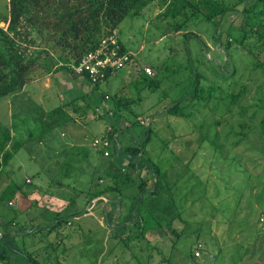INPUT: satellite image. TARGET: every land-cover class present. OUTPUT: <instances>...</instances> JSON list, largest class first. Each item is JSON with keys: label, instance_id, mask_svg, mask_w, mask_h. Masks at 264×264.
<instances>
[{"label": "rangeland", "instance_id": "obj_1", "mask_svg": "<svg viewBox=\"0 0 264 264\" xmlns=\"http://www.w3.org/2000/svg\"><path fill=\"white\" fill-rule=\"evenodd\" d=\"M189 1L199 4L205 13H217L223 7L222 0ZM224 1L226 4L243 1L245 5L242 6L251 12L246 17H238V12H229L222 17L217 15L214 22L198 13L187 20L181 12L184 0H140L117 29L119 40L132 54L131 62L112 76L123 78H117L109 86L102 82L93 92L91 86L81 82L80 78L60 69L65 61L56 55L57 48L47 42L54 38L51 29L42 33L37 27H30L28 31L19 34L20 41H26V44L31 42L26 53L30 55L28 61L33 64L30 67L33 77L28 78V83L19 92L0 98V124L10 129L13 140L22 143L5 171L21 186L30 200L27 203L16 196L7 202L8 208L15 210L22 205H31L26 212L17 216L19 227L27 230L35 226L51 228L60 217L68 218L72 225L62 224L50 234L38 232L25 235L23 239L19 236L17 243L23 241L29 252H33V255L37 252L39 259L46 258L43 250L49 247L47 244L53 245L55 254L50 255L52 264H191L197 234L214 254L217 253L218 245L213 236L223 232V229L216 228L217 223L222 225L234 216L239 219L246 210H250L251 217H258L259 210L264 206V203H257L262 193V185L258 184L261 179L257 176L251 182L253 196L248 201L249 206L246 199L237 204L240 193L238 180L234 179L232 172L227 173V164L219 165L222 159L217 158L220 153L231 158L234 149L224 146L217 149V152L205 140L206 135L213 139L212 130H209L210 136L206 132L210 129L207 126L213 125L211 129L219 131L218 144L223 143L221 137L228 130L222 126L227 119V116L222 119V104L227 103L229 94H237L239 88H232L241 80L242 73L248 72L246 68L252 60L247 54L238 51L237 44L227 47L226 28L230 23L237 27L242 26V23L253 22L257 25L258 20L264 17L261 15L264 12V0ZM8 2L0 0V14L7 12ZM37 6L32 7L31 14L45 7L40 4ZM242 6L238 9H242ZM172 9L173 15L165 17L164 13ZM189 11L186 10L187 16ZM41 21L42 17L36 18V24ZM178 24L181 25L179 30H174ZM0 26L6 29L1 20ZM256 30L252 29L253 32ZM9 34L12 35L11 32ZM229 35L234 38L237 31L231 29ZM256 38L250 37L247 43L258 46ZM259 61L264 62V52ZM145 67L152 69L153 74L149 77L159 81V87L155 90L143 88L142 78L139 79ZM234 68H237L236 73L232 75ZM192 70L201 77V90L200 99L193 98L195 101L190 103ZM244 84L248 87L246 103L256 102L253 96L255 88L264 85V70H255L252 78L244 81ZM210 86L216 89L207 99ZM77 89L87 96L90 109L86 115H71L72 120L69 121L50 117L49 114L56 107L76 97ZM114 97L136 102L130 111L122 107L119 110V107L114 106ZM176 100H183L179 106L184 108L185 113H191V120L165 113L164 110ZM214 101H217V105H214ZM119 103L125 102L122 100ZM116 113L120 116L118 120ZM61 121L62 124L58 126ZM217 121H221V124L215 125ZM200 124L205 126L200 129ZM42 132L45 133L41 135ZM112 132H116V141L122 148L146 145L143 149L144 157L159 168L158 178L164 188H170L175 180L177 184L175 165L182 162L187 166L185 179L173 188L174 193H177L174 205L169 202V197H156L147 213L142 210L149 203L145 194L144 203L140 207L143 212H138L139 216L137 207H130L132 213L128 215L126 225L140 221L141 228H117L122 212H119L115 220L110 219V225H107L102 213L104 198L93 196L94 189L101 191L111 183L106 177L109 164L113 163L110 172L125 169L128 174L134 173V170L125 166L127 158L118 165L116 161L119 157L116 154V159L111 162L109 156L102 157L99 147H93L95 138L109 137ZM200 132L204 133L202 137ZM200 140L203 142L200 143ZM112 146L115 144L111 143ZM249 149L247 145L241 147L239 154L243 155L239 157L240 160L246 161L252 157L243 153ZM175 155L180 158L177 159ZM144 162V158L139 159L137 165ZM256 170L260 173L261 168ZM142 171L139 179L146 181L147 187L152 189L155 183L152 172L146 167ZM95 183H98V188L94 187ZM135 188L120 189V192L122 196L131 198L135 195ZM247 193L244 197H248ZM105 194L118 196L115 191ZM120 200L124 203L120 206L121 211L126 210L125 203H129L130 199L127 201L116 197V201ZM118 208L114 206L113 213ZM11 214L12 210L3 211L0 207L1 216L11 219ZM176 214L180 215V220L174 218ZM168 221L171 223L170 228L167 227ZM59 240L61 243L56 244ZM228 241H220L227 253L220 256L217 253L219 258L216 262L223 260V264H232L234 261L232 243ZM31 242L32 248L29 247ZM66 248L68 250L63 252ZM48 249L52 253V248ZM200 259L202 264H211L207 257ZM6 263L27 264L19 254L9 256V262ZM247 264H260V260L253 258Z\"/></svg>", "mask_w": 264, "mask_h": 264}, {"label": "trees", "instance_id": "obj_2", "mask_svg": "<svg viewBox=\"0 0 264 264\" xmlns=\"http://www.w3.org/2000/svg\"><path fill=\"white\" fill-rule=\"evenodd\" d=\"M255 1L259 2L261 0ZM139 2L140 0H9L7 12L0 14L1 22L6 25V29L0 26V98H6L19 92L20 89L28 83V78L33 77V71L30 68L33 64L32 62L28 61V57L30 55H28L29 53H26L30 49L28 45H30L31 42L26 44V41H20L18 37L19 34L21 35L23 32L28 31L30 27H37L39 31H42V33L44 30L51 29L54 38L48 40L47 42L52 43L53 47L57 48L56 55L63 59L66 63L62 64L60 69L67 70V72L73 74L75 78H80V80H82L84 83L90 85L92 92L97 90L102 82L107 83L111 78L109 73L105 72L104 79L94 83L89 77V74L85 71L80 73L76 72V67L79 65L80 60L87 52L96 48L101 39L112 36L113 34H115L117 42L120 44L122 49L128 51L117 36V29L125 17L132 12L134 9L132 7ZM222 2L223 7L217 13H205V10L203 9L202 11V7L199 4H192L191 1L184 0L183 10L181 12L184 18H187V20L191 18V16L201 13L206 19H209L213 22L217 15L222 17L224 14L229 12H238V17H246L251 12L249 10H245V2L243 3V1L229 4H226L224 0H222ZM38 4L45 7L40 10H34V12H39L31 14L33 11L32 7L34 6L37 8ZM242 4L244 5L242 6ZM240 5L242 6V9H238ZM187 9L190 10L189 16L186 14ZM173 13L174 11L172 9L166 11L164 16L169 17L172 16ZM261 15L264 16V12L261 13ZM39 17H42V21L39 24H36V18L38 19ZM179 26L181 25L178 24L174 26V30L178 31ZM216 26L217 28L219 27V22ZM228 27L226 28L228 33L227 47L230 48V46H233V43L237 44L239 47L237 48L238 51L240 53L243 52L244 55L247 54L252 60L248 69L246 68L248 72L244 71V74L242 73L241 76L242 78L240 77L241 80L239 79L234 84L235 87L232 88V90L239 88L237 94H229L228 96L225 95L228 97V99L227 103L222 104L221 116L222 119L227 116V119L231 122L225 118L224 124L222 125L228 130L225 136L221 137V139H224L223 143L218 144V141L220 140L219 131H217V129H211L213 125H208L207 127L210 129L206 130L209 136V130H212L213 139H210V137L206 135L205 140L207 143L213 146L216 151L217 149H221V147L224 148V146H226V148L229 147L234 149L235 153L231 158H229V156L227 157V155H221V153L217 156V158L222 159L219 165L223 163L227 164V167L225 168L227 173L231 174L232 172L235 176V178L234 176L233 178L238 180V189L240 193L238 195L237 204H240L243 199H246L249 206L248 201H250V197L253 196V187L251 182L257 176L259 179H261L258 184L262 185V193L259 195L257 203L262 204L264 203V85H258L255 88V94L253 98L254 100L256 99V102L246 103L247 96L245 97V94L248 92V87L245 86L244 81L251 79L252 74L255 73V70H264V62L262 63L259 61L260 56L264 52V17H262L260 21L258 20L257 25L252 22L242 23V26L237 27L233 23H230ZM253 28H256L257 30L253 32ZM231 29H235L237 31V36L234 38L229 35ZM260 29H263V31L259 32ZM10 32L12 35L9 34ZM255 36L257 37L256 43L259 45H249L247 43L248 39L250 37L254 38ZM131 57L132 54L130 56V61L127 64L131 62ZM236 69L237 68H234V73L232 75L236 73ZM245 72L248 73L247 76L245 75ZM191 73L192 97H190V103L200 99L199 91L201 90L200 75L193 70ZM139 77L140 80L142 78L143 88L146 87L150 90H155L159 87V81L156 80L155 77L151 78L144 72L140 73ZM134 86L136 85H133V87ZM214 89H216L215 86H210L208 88L207 99H210L212 93L215 92ZM86 97L87 96L85 93L79 91L75 98L69 100L63 106L56 107L49 114V116L54 117L53 119L58 118L67 121L72 120L71 115H79L78 117L85 116L87 111L90 109V105L89 102L86 101ZM193 98H195V100ZM114 99V106L116 108L119 107V110H121L122 107V109H129L130 111L132 105L136 102V100L133 102L129 101L127 98L125 99L121 97H114ZM122 100L125 103H119ZM182 101L183 100H176L171 107L166 108L164 111L168 115L176 116L184 120H191V113H185L184 108L179 106ZM214 102V105H217V101ZM116 118L117 120L120 118L118 113H116ZM220 122L221 121H217L215 125H220ZM61 124L62 121L61 123H58V126ZM203 125L200 124L199 127H203ZM202 127L200 129H202ZM44 133L45 132H42L41 135ZM115 133L116 132H112L109 134V137H106L111 143L115 144V146H112L110 150L109 158L111 159V162L116 159L114 158L116 157L115 154L117 155V158L119 157L121 160H126L127 158L128 163L125 166L126 168L134 170V173L128 174V172L124 171L125 169H119L115 173L107 170L106 177L109 178L112 184H108L103 189H101V191H95L93 196L94 198L103 197L105 193H111L112 191H115L117 195L121 197V199H130L129 203H125V206H127L126 210L121 211L120 207V212H122V215L118 219L119 229L128 230L131 228H141L139 225L141 224L140 221L126 225L128 220L127 217L132 213L130 207L133 205L135 208L137 207V216H139V214L143 212L140 211V207H142V204L144 203L145 194L148 197L149 203L144 206V209L142 210L147 213H149L147 210L148 207L152 206V200L156 197H158L157 199L169 197V202L174 205L177 193H174L175 189L173 188H175V185H178L180 181L185 179V168L187 166L182 164V162L178 165H175L174 167L177 170V184L175 180L172 185L170 184V188H164L158 178L160 174L159 168L155 164H152L149 159L147 160L144 157L145 152H143V149L146 145L122 148L116 141ZM199 134L201 137L204 135L202 132ZM98 138L105 137L102 136ZM202 142L203 141L200 140V143ZM10 144L11 146L9 147ZM245 145H247V147L249 146L250 149L245 150L243 153L252 155V157L248 158L246 161L243 159L240 160L239 158L243 155L242 153L241 155L239 154L241 147ZM21 147L22 143L12 139L10 129L5 126L3 127L0 124V207L3 211L12 210L11 219H6L0 215V264H8L6 261L9 262V256L15 257V255L18 254L24 258V262L27 264H52L53 260L51 258L52 256L50 257V255L53 253L55 254V247L53 245L48 243L47 245L52 248V253L48 249L49 247H46L43 250V254H45L46 258L39 259L36 254L37 252L35 255H33L34 253L28 251V246L25 247L23 241H21L22 244L17 243V238L21 236V239H23L25 235L30 236L31 234L34 235L38 232L50 234L62 224L70 226L72 221H70L68 218L60 217L57 218V223L53 227H49L47 229L40 226L32 227L30 230H27L22 226L19 227L17 216L20 213L26 212V210H28L31 205H22L18 208H15V210L8 208V201L15 199L16 196L25 200L28 198V195L22 191L20 185L16 184V182L9 177L5 169ZM116 149H118V152ZM175 157L177 159L180 158L178 155H175ZM225 157L226 159H224ZM143 158L145 159L144 164L137 165V161ZM145 167L152 172V177L155 180L152 189L147 187L148 183L146 181L139 179L140 173L143 172L142 170ZM257 168H261L260 173H257ZM180 169H183V172H180ZM100 177L101 176H99V178ZM240 179L247 182H241ZM97 184L95 183V188H98ZM120 184H123V186H120ZM132 186H136L134 190L135 195L131 198L128 196H122L120 189L127 190L128 187L131 189ZM245 190H247L248 193ZM245 193H247L249 198L244 197ZM25 201L29 203L27 200ZM123 204L124 203L121 200L119 203H117L119 206ZM259 211L258 217H251L250 210H246L243 216L239 219H235L234 216L226 220L222 225H220L221 223H217L216 228L219 227L220 229H223L221 235L213 236L215 238L214 240L217 241L216 245L218 246L216 247L219 256L223 255L225 252V249L223 248V245L220 243V241H223L224 239L226 242L228 239V243H232L233 249L232 260L234 261L231 262L232 264H247L252 262L253 258H258L260 260V264L264 263V206ZM138 212L140 213L138 214ZM179 214H176L174 218L180 220L181 217ZM212 214L213 212H211V215ZM110 215L111 211L107 212L105 215V222L107 225L110 222ZM174 218L172 220H174ZM164 221H167V219H164ZM169 222L170 221L167 222L168 228L171 227V223ZM196 236V243L191 255V259L193 261L192 264H202L200 261V258L202 257H207V260L210 261L211 264H223V260L216 262L217 258H219L218 254H213L207 247V243L201 241V239L198 237V234ZM59 243H61L60 240L56 244ZM29 247H33L32 242ZM196 249L199 250V256L197 258L194 256V250ZM65 250L68 249H64L63 252Z\"/></svg>", "mask_w": 264, "mask_h": 264}, {"label": "built area", "instance_id": "obj_3", "mask_svg": "<svg viewBox=\"0 0 264 264\" xmlns=\"http://www.w3.org/2000/svg\"><path fill=\"white\" fill-rule=\"evenodd\" d=\"M131 53L123 50L117 42L115 34L101 39L96 48L87 52L76 67V72L85 71L95 83L103 80L105 72L112 77L118 71L125 68L130 61ZM144 72L147 76H152V69L145 67ZM93 147H99L104 157H108L111 150V142L108 138H97L93 141ZM194 256H199V250H194Z\"/></svg>", "mask_w": 264, "mask_h": 264}, {"label": "crops", "instance_id": "obj_4", "mask_svg": "<svg viewBox=\"0 0 264 264\" xmlns=\"http://www.w3.org/2000/svg\"><path fill=\"white\" fill-rule=\"evenodd\" d=\"M119 77L121 78L122 76H118V77H111L109 80H108V82L107 83H105V85L106 86H109V84H112L114 81H117L118 79H119ZM118 78V79H117ZM123 78V77H122ZM81 82H83L82 80H81ZM75 91V90H74ZM79 91H81L80 89H77V91H75V93H76V95H77V93L79 92ZM103 157V156H102ZM104 158V157H103ZM116 163L119 165V164H122L123 163V160H121V159H118L117 161H116ZM113 166V163H111V164H109L107 167V170L109 169H111V167ZM123 166V165H122ZM121 166V167H122ZM94 192H95V190H94ZM106 195V194H105ZM103 196V201H105V205L103 206V211H102V213H104L105 215H106V213L107 212H110L108 209H111V217H110V219L111 220H115V218H118V214H119V212H120V206L119 205H117V203H119V201H116V197H118V196H113L112 194H107L106 196ZM110 195H112V196H110ZM106 197H108V198H106ZM25 200H30V198H29V196H28V198L27 199H25ZM101 200V199H100ZM98 202H99V200H97ZM111 201V202H110ZM29 202V201H28ZM117 205V207H119L118 208V211L116 212V213H113L114 212V206H116ZM101 212V211H100ZM117 216V217H116ZM120 218V217H119ZM118 218V219H119ZM105 221H106V217H105ZM72 224H70V226H71ZM108 225H110V222L108 223ZM117 228H119V227H117ZM116 230H119V229H116ZM208 261V260H207ZM210 262V261H209ZM192 264V263H191Z\"/></svg>", "mask_w": 264, "mask_h": 264}, {"label": "water", "instance_id": "obj_5", "mask_svg": "<svg viewBox=\"0 0 264 264\" xmlns=\"http://www.w3.org/2000/svg\"><path fill=\"white\" fill-rule=\"evenodd\" d=\"M135 214H136V210H135Z\"/></svg>", "mask_w": 264, "mask_h": 264}]
</instances>
